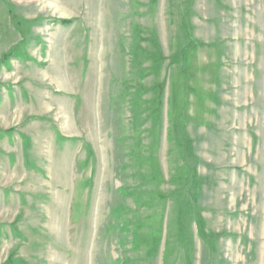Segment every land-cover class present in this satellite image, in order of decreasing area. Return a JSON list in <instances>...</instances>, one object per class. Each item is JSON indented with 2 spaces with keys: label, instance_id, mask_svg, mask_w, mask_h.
Masks as SVG:
<instances>
[{
  "label": "rangeland",
  "instance_id": "1",
  "mask_svg": "<svg viewBox=\"0 0 264 264\" xmlns=\"http://www.w3.org/2000/svg\"><path fill=\"white\" fill-rule=\"evenodd\" d=\"M0 264H264V0H0Z\"/></svg>",
  "mask_w": 264,
  "mask_h": 264
},
{
  "label": "trees",
  "instance_id": "2",
  "mask_svg": "<svg viewBox=\"0 0 264 264\" xmlns=\"http://www.w3.org/2000/svg\"><path fill=\"white\" fill-rule=\"evenodd\" d=\"M73 22V20H60L59 21V23L61 24V25H69V24H71ZM9 54V53H8ZM4 56V58L5 57H8V55H3ZM3 56L1 57V59H3Z\"/></svg>",
  "mask_w": 264,
  "mask_h": 264
}]
</instances>
